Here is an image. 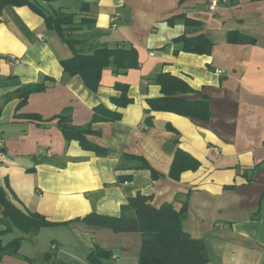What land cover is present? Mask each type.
Listing matches in <instances>:
<instances>
[{"label": "crops", "instance_id": "1", "mask_svg": "<svg viewBox=\"0 0 264 264\" xmlns=\"http://www.w3.org/2000/svg\"><path fill=\"white\" fill-rule=\"evenodd\" d=\"M32 1L96 19L74 33L87 41L86 52L104 45L133 46L140 63L123 74L104 69L93 92L79 75L65 74L61 59L72 52L41 15L28 5L0 8V186L8 182L18 207L55 223L25 236L20 254L0 255V264H33L26 257L39 262L46 252L54 262L90 264L87 255L97 246L113 252L110 264H138L139 233L65 223L93 211L119 215L137 191L151 192L156 207L173 202L176 210L187 195L183 228L205 241L207 264H264V0H219L214 6L213 0H78L76 6L72 0ZM231 31L255 43H231ZM199 33L213 42L210 54L175 52V38ZM160 72L195 89L183 94L187 99L208 96L209 119L148 112L147 98L162 96L152 80ZM118 81L129 85L133 99L125 107L112 101L121 95L114 87ZM35 83L46 88L31 93L17 109V90ZM99 104L122 113L120 120L93 123L97 133L88 135L108 148L106 156L67 141L58 126L57 116L68 111L73 125L91 123ZM148 117L151 126L145 124ZM179 148L200 166L174 179L169 173ZM125 154L143 156L163 175L153 180L148 170L133 169L135 161L124 159ZM41 234L47 237L46 249L23 251L25 243L34 247ZM22 235L15 229L3 240Z\"/></svg>", "mask_w": 264, "mask_h": 264}, {"label": "trees", "instance_id": "2", "mask_svg": "<svg viewBox=\"0 0 264 264\" xmlns=\"http://www.w3.org/2000/svg\"><path fill=\"white\" fill-rule=\"evenodd\" d=\"M5 5H28L33 11L41 15L47 27L54 31L60 40L64 42L72 52V55L61 59L64 72L67 76L79 75L88 89L98 91L103 71L112 68L115 74H123L130 69L139 66V53L135 47H109L107 45L94 47L86 52L83 47L87 41L77 38L75 32L84 26H93L96 19L85 14L67 12L61 9H48L37 1L32 0H0V8ZM83 3L81 11H84ZM173 17V16H172ZM171 17V18H172ZM175 17V16H174ZM191 19L186 18V22ZM231 43H255V39L238 31H231L228 34ZM179 44L176 53L179 51L193 52L198 54H210L213 42L205 33L195 36L182 35L173 40ZM152 80L162 88V96L147 98L149 105L148 112L153 110L169 111L187 117L207 120L210 117V99L203 96L198 100H189L183 94L195 92L187 82L178 76L168 72H160L153 76ZM114 87L120 90L119 97H113L112 101L118 106L125 107L133 102L128 96V84L119 81ZM45 84L35 83L26 85L17 90L20 98L17 109L27 103L31 93L42 91ZM27 117L40 119L37 114H28ZM58 126L61 128L67 141H78L83 149L94 150L100 156L108 154V148L92 143L88 135L96 134L93 123L98 121H114L122 118L118 110H111L103 104L94 108V116L91 123L85 126H75L72 123V113L64 112L57 116ZM147 126L153 125V120L148 117L145 120ZM167 127L175 128L170 124ZM124 159L134 160L133 169L148 170L153 180L159 178L163 173L157 171L143 156L128 155ZM200 161L185 150L179 148L169 173L174 179H179L181 174L189 169H197ZM255 166L254 169H257ZM120 169V167L118 168ZM122 180L130 179L131 175H119ZM10 185L0 186V255H18L25 236L38 235L41 228L51 226L55 223L47 220L44 215L38 212H28L14 202L9 193ZM11 191V190H10ZM153 194L137 191L128 197L127 202L121 206L119 215L102 214L96 211L77 217L69 222H82L87 225L101 226L111 229L115 233L137 232L142 237L138 264H207L209 254L203 239L192 237L183 227L188 216V197L183 201L182 208L176 210L173 202H165L160 207L152 204ZM15 229L20 230L23 235L16 237L9 242H4L3 237ZM113 252L109 249L96 247L92 249L87 259L90 264H110ZM28 262L33 264H67L65 262H54L53 254L46 252L39 262L26 257Z\"/></svg>", "mask_w": 264, "mask_h": 264}, {"label": "rangeland", "instance_id": "3", "mask_svg": "<svg viewBox=\"0 0 264 264\" xmlns=\"http://www.w3.org/2000/svg\"><path fill=\"white\" fill-rule=\"evenodd\" d=\"M39 1H41V0H39ZM64 1L65 0H62V2H59V3H63ZM77 1L78 0H72V3L74 4V6H76V4L79 2V1L78 2ZM57 38H59V37H57ZM45 239H47V237L41 234L39 236V238L37 239L38 241L36 240L37 242H36V245L34 247L31 248L28 243H25V245L23 247V251H28L29 249L31 251H34L36 249V253H37V252H40L43 249H46L49 246V244H48V242H46Z\"/></svg>", "mask_w": 264, "mask_h": 264}, {"label": "built area", "instance_id": "4", "mask_svg": "<svg viewBox=\"0 0 264 264\" xmlns=\"http://www.w3.org/2000/svg\"><path fill=\"white\" fill-rule=\"evenodd\" d=\"M219 0H213L212 1V5H216L218 3ZM2 158V152L0 151V159Z\"/></svg>", "mask_w": 264, "mask_h": 264}, {"label": "water", "instance_id": "5", "mask_svg": "<svg viewBox=\"0 0 264 264\" xmlns=\"http://www.w3.org/2000/svg\"><path fill=\"white\" fill-rule=\"evenodd\" d=\"M260 167H261V168H264V162H262V163L260 164Z\"/></svg>", "mask_w": 264, "mask_h": 264}]
</instances>
